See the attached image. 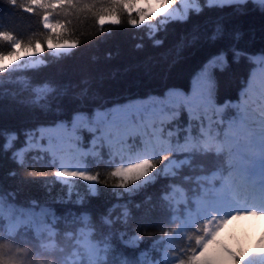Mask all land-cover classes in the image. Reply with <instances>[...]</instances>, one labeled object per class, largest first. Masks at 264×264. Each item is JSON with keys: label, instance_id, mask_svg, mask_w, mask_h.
Returning <instances> with one entry per match:
<instances>
[{"label": "trees", "instance_id": "obj_1", "mask_svg": "<svg viewBox=\"0 0 264 264\" xmlns=\"http://www.w3.org/2000/svg\"><path fill=\"white\" fill-rule=\"evenodd\" d=\"M107 2L78 0L75 10H53L50 23L67 21L65 38L78 42L74 49L53 52L47 49L50 32L42 24L44 9L37 7L30 14L21 10L28 0H18L16 7L9 0H0V32H8L24 45L41 42L44 46L43 53H36L32 62L10 66L0 73V129L17 134V149L24 145L25 133H29L34 139L30 148L43 145L51 149L59 164L79 165L81 170L100 177L94 184L78 179L55 182L52 174L57 168L49 166L47 156L33 162V156L43 153L25 149L20 154L25 160L22 167L11 159V152L0 153V191L12 194L14 200L3 204L13 214L15 210L31 217L10 227L8 211L0 210V237L12 235L19 241L0 239V244L11 246L9 255L20 248L39 249V254L21 257L23 264H98L108 258V247L127 257L143 259L142 249H151L157 237L178 227L171 223L170 229L171 221L183 222L188 201L195 202L209 194L216 196L215 190L224 181L233 185L243 200L259 203V189L253 191L239 170L245 139L238 135L229 145L225 135L230 125L240 127L244 110L261 120L252 126L264 132V96L256 99L248 87L251 81L252 87L258 89L254 74L261 70L259 60L242 58L231 62L229 56V67L222 72L217 69L214 81L208 84L213 106H195L191 114L188 106L168 91L178 88L188 93L195 72L206 57L233 43L224 39L211 47L204 42L213 28L212 21L220 13L200 5L204 11L197 15L193 11L196 0H190L180 16L154 27L146 24L133 28L127 23V14L122 16L121 25L101 27L98 14ZM249 7L244 17L232 16L228 8L224 12L229 27L237 24L245 33L239 48L259 57L264 49V15L256 6ZM194 36L200 37L196 43H192ZM154 40L162 43L154 44ZM9 51L10 43L0 39V54L7 55ZM147 99L162 105V109L150 119L145 113L130 115L118 126L120 137L114 138L102 120L93 118L96 110L109 111L125 102ZM76 116L80 119L73 126L80 130L78 135L85 147L77 149L72 141L57 147L51 129L63 122L73 124ZM93 135L102 137L103 143L99 138L93 139ZM6 139L0 138V144ZM92 145H96L95 151ZM207 145L213 146L211 152L197 151L190 162H185L194 149ZM145 146L161 153L159 159L171 157L161 165L163 171L136 191L113 187L118 180L110 174L120 166L115 161L142 155ZM221 146L223 154L216 155ZM245 154L251 157L249 151ZM12 172L15 175H10ZM89 188L98 189V194L91 195ZM192 214L195 215L194 209ZM105 218L111 223H104ZM37 219L46 227L38 228ZM176 235L173 233L167 238L170 242L157 249L158 258L167 264H173L178 255L169 249L187 243L193 233H178L184 240L175 239ZM137 237L142 239L134 247ZM85 240L91 242L89 249ZM93 246L100 251H91ZM151 258L150 255L148 264Z\"/></svg>", "mask_w": 264, "mask_h": 264}, {"label": "snow or ice", "instance_id": "obj_2", "mask_svg": "<svg viewBox=\"0 0 264 264\" xmlns=\"http://www.w3.org/2000/svg\"><path fill=\"white\" fill-rule=\"evenodd\" d=\"M9 3L13 7H16L18 0H9ZM153 3L159 5V8H154ZM174 3L175 0H108L107 5L102 6L97 22L101 27L106 24L119 26L124 22L122 16L127 14V23L133 28H139L141 25H146L152 20H156L162 14H165V10L171 8ZM196 3L197 7L193 11L197 15L204 11V7L200 5L206 6L209 10L215 8L220 13L212 21L213 28L205 36L204 42L211 47H215L224 39L233 41L228 47L217 48L216 51L206 57L195 72L197 83L204 78L211 84L215 79L217 69L222 72L229 67V56H231V62H239L242 58L250 62H255L258 59L259 66L264 69V49L260 50L261 54L257 57L255 53L249 54L247 49L239 48V42L243 39L245 33L241 26L237 24H232L229 27V22L224 12V9L228 8L232 16L244 17L250 10L249 6H256L258 11L264 15V0H196ZM37 7L44 9L42 24L50 32V35L46 39L48 50L64 52L78 47V42L65 38L64 29L67 27V21L65 23H61L60 21L50 23V15L53 10L58 8L75 10L78 7V0H28L27 6L21 5V10L31 14ZM0 39L8 41L11 45V51L7 55L0 54V73H5L11 65L17 62H23L22 58H27L36 53H43L44 51V46L41 42H36L34 45L31 43L24 45L8 32H0ZM149 39H152V37L149 36ZM199 40V36H194L192 43H196ZM153 42L154 44L162 43V41L156 40ZM141 46L138 45V47ZM248 87H252L251 81H249ZM211 93L212 89L209 87L208 100L211 99ZM261 95L264 96V91H262ZM246 96L247 92H245ZM65 130L69 133V138L77 149L85 147L82 138L78 135L79 129L74 126L65 125ZM89 131H99V129H89ZM5 137L7 138L6 143L0 144V153L11 152V159L21 167L24 166L25 160L20 154L27 149L28 151H38L44 154L33 156L34 163H38L45 156L50 159L49 166L57 168L52 174L55 182H62L66 179H78L88 184H94L100 181L98 174H91L88 171L81 170L79 165L69 166L59 164L58 158L51 152V149L45 148L43 145L35 149L30 148L29 145L34 143V139L29 133H25V143L20 149H17L15 146L18 139L15 132H6V130L0 129V138ZM97 138L101 139V143H103L102 137L93 135V139ZM201 138H204L203 133L201 134ZM256 146L259 148L262 160V178L259 181L260 195L258 205L256 203L249 205L247 202L241 204L238 200L229 196H214L211 194L206 196L203 202L200 200L195 202L188 201L186 205L187 216L183 219V222H179L178 220L171 221L169 223L170 229L171 223H177L178 227L164 232L161 237H157L153 241L151 249H142L140 256L143 259L127 257L117 249L108 247V258L104 261H99L98 264H148V257L150 255L152 257L151 264H167L166 260L158 258L157 249L168 244L170 241L167 238L173 235V233L177 234L175 239L184 240V237L178 235L180 232L193 233V235L188 236L187 243L181 244L179 248L169 249L178 254L175 257V264H264V235L259 236V239L255 243H253L255 239L253 235H241L235 244L221 239L222 232L233 221L239 220L242 217L264 216V133L261 134V139ZM95 148L96 145H92L93 151H95ZM212 149V145L198 147L187 157L185 162H190L197 151L208 153ZM130 151H134V149ZM221 154H223V146L216 149V155ZM161 155V153L156 152L154 149L149 151L147 146H145L142 155L135 156L134 158L121 157L116 160L115 162L120 166L116 167L110 174L118 180V184L113 187L128 188L132 192L137 190L135 186L143 187L144 181L151 183L152 177L157 175L158 171H163L161 167L163 162L171 160V157L166 155L162 156V159H159ZM18 156H20V159H17ZM81 159L83 161L85 158L82 157ZM10 175H15V172L10 173ZM35 175L47 174L36 173ZM130 185H134V187L129 188L128 186ZM89 193L95 196L98 194V189L89 188ZM117 195L122 194L117 193ZM5 200L8 203H14L12 194L0 191V203L5 202ZM193 209L195 211L194 216L192 214ZM178 215L183 216L184 214L178 213ZM104 223H111V221L105 218ZM0 231H3L2 225H0ZM261 231L264 232V226H262ZM0 239L19 242L12 235L3 236ZM141 239L137 237V243L133 246L138 247ZM102 243L107 244L108 242L103 241ZM10 251V245L0 244V264H23V260L20 259L21 257L39 254V249L34 247L31 251L28 248L17 249L14 255H9ZM91 251L99 252L100 249L93 246ZM89 264H93V262L89 261Z\"/></svg>", "mask_w": 264, "mask_h": 264}, {"label": "rangeland", "instance_id": "obj_3", "mask_svg": "<svg viewBox=\"0 0 264 264\" xmlns=\"http://www.w3.org/2000/svg\"><path fill=\"white\" fill-rule=\"evenodd\" d=\"M190 0H177L176 3L172 5L171 8L165 10V14H162L160 17H157L156 20H152L149 25L154 27L156 23H162L169 18H175L180 16L184 10H186V6ZM154 8H159V5L153 3ZM35 56L30 55L27 58H22L23 62H17L11 66H20L26 64L28 62H32ZM254 78L257 80L258 89L251 87L249 90L253 97L258 100H261V91H264V69L261 68L256 74H254ZM209 81L207 79L202 78L199 83L196 80L193 81L191 90L188 93H185L181 89H174L172 91H168V93H172L175 98L183 103H185L190 109V113L194 114L195 106L203 105L205 108L213 106V103L207 99V88ZM162 109V105L157 102L147 99V100H135L125 102L123 104L116 105L109 111L105 110H96L93 114V118L97 120H102L109 132L113 135L114 138L121 136V130L118 128L120 124L126 122V119L132 115L137 113H145L146 119H150L154 112H158ZM80 119L79 116H76L73 119V124H69L66 122L61 123L59 126H56L51 129V134L55 138V142L57 147H61L62 145L70 144L71 140L69 138V133L65 130V125L73 126L78 123ZM261 123V120L256 115H251L247 113L246 110L243 111L242 120L240 121V127L236 128L230 125L229 130L225 131L227 143L232 144L238 135H241L246 142L245 151H249L250 158H247L245 151L241 152V159L239 161V170L241 171V175L244 177V181L251 184V189L257 190L259 189V181L261 180V166L262 160L259 152V148L256 146L261 139V134L264 132H258L252 125L253 122ZM150 129V126H149ZM115 140V139H114ZM176 164V163H172ZM68 179L64 180L67 181ZM144 181L143 183H145ZM129 188L134 187V185L128 186ZM138 187V186H135ZM128 190V188H124ZM216 196L218 195H226L233 199L238 200L241 204L247 202L249 205L253 203H249L248 200H243L240 193L236 190V188L227 183L226 181L221 184L215 190ZM200 200L204 201L203 198H197L195 201ZM7 207V208H5ZM10 207L0 203V210H9ZM12 211H8L9 214V225L13 227L19 224L23 219L31 218L29 215H25L24 213H15ZM17 217V218H16ZM18 217L21 219L19 220ZM39 219V218H38ZM38 219L36 220V226L38 228L46 227L44 224L38 223ZM262 226H264V216L257 217H242L239 220L233 221L230 223L225 230L221 234V239L225 242H231L233 244L240 238L241 235H253L256 240L259 239V236L264 235V232L261 231ZM86 247L89 249L91 246V242L85 240ZM175 264V261L174 263Z\"/></svg>", "mask_w": 264, "mask_h": 264}]
</instances>
